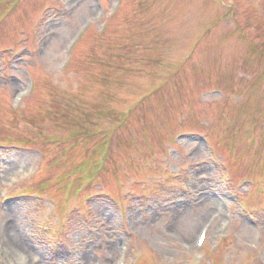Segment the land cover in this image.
Wrapping results in <instances>:
<instances>
[{
  "label": "rangeland",
  "instance_id": "1",
  "mask_svg": "<svg viewBox=\"0 0 264 264\" xmlns=\"http://www.w3.org/2000/svg\"><path fill=\"white\" fill-rule=\"evenodd\" d=\"M99 1L0 0V264H264V0Z\"/></svg>",
  "mask_w": 264,
  "mask_h": 264
},
{
  "label": "bare ground",
  "instance_id": "2",
  "mask_svg": "<svg viewBox=\"0 0 264 264\" xmlns=\"http://www.w3.org/2000/svg\"><path fill=\"white\" fill-rule=\"evenodd\" d=\"M81 42V41H80ZM79 45V44H78ZM77 45V46H78ZM76 46V47H77ZM25 101V100H24ZM8 215V214H7ZM10 234H11V236H10V239L9 240H5V243L7 244V245H14V246H17L18 248H12V247H10V248H7L6 250H5V253H6V255H9V254H11V253H18L19 255H21V256H28V253H29V251H28V249L24 246V243H23V237H22V241H20V240H18V236H19V238H20V236L21 235H19V232L16 230H14V229H11L10 230ZM18 240V241H17Z\"/></svg>",
  "mask_w": 264,
  "mask_h": 264
},
{
  "label": "snow or ice",
  "instance_id": "3",
  "mask_svg": "<svg viewBox=\"0 0 264 264\" xmlns=\"http://www.w3.org/2000/svg\"><path fill=\"white\" fill-rule=\"evenodd\" d=\"M201 242H202V238H201Z\"/></svg>",
  "mask_w": 264,
  "mask_h": 264
}]
</instances>
